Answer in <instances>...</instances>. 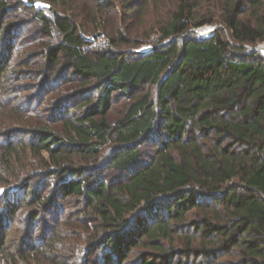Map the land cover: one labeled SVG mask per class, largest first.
<instances>
[{
	"label": "trees",
	"instance_id": "16d2710c",
	"mask_svg": "<svg viewBox=\"0 0 264 264\" xmlns=\"http://www.w3.org/2000/svg\"><path fill=\"white\" fill-rule=\"evenodd\" d=\"M41 1L48 15L0 0V81L25 25L3 19L25 10L56 38L41 42L40 90L66 78L71 91L50 101L44 123L28 119L27 141L5 137L0 170L19 162L11 196L33 207L32 222L73 197L89 225L66 259L59 222L23 255L35 264H264V55L245 47L264 42V14L254 23L242 17L243 4L254 14L264 0H172L153 43L127 37L112 13L141 11L137 0ZM203 5L219 15H199ZM218 23L226 37L220 28L208 38L193 30ZM101 37L110 48L95 46ZM145 44L152 49H129ZM119 97L129 102L110 121ZM11 193L0 205L14 216Z\"/></svg>",
	"mask_w": 264,
	"mask_h": 264
},
{
	"label": "rangeland",
	"instance_id": "374dc122",
	"mask_svg": "<svg viewBox=\"0 0 264 264\" xmlns=\"http://www.w3.org/2000/svg\"><path fill=\"white\" fill-rule=\"evenodd\" d=\"M33 1L37 2L38 0ZM23 2L26 3L25 1ZM156 2L158 4L153 5V3H148L143 7L144 0H137L136 8H141V11L125 10L121 12L120 7H118L115 12L112 11V13L116 15V20L119 23H122L123 21L125 28L122 30L127 37L129 36L133 40H142L145 39L147 35H150L151 43L154 42L155 36L153 34V29L160 22L161 18L165 16L166 8L171 4L172 0H156ZM243 2L245 3L247 0H243ZM10 3H12V1H9V4ZM247 4L248 3L243 4L244 11L246 12L242 17H246V19H249L254 23L256 22L257 17L259 18L264 14V1L263 5L258 10V13L254 14H252L253 11H251V8L248 7ZM42 8H46V6ZM49 12H51L50 9L46 8L44 14L48 15ZM197 12L199 15L204 14V16H208L209 13H216L219 15V12L213 8H207V5L201 6ZM4 19L3 25L19 20L24 21L25 25L18 30L20 38L17 41V52L14 53L12 58L5 65V67H7L5 72L6 76H3L0 81V154L6 143L5 137H10L14 142L21 140L27 141L29 139L28 131L33 126L28 119L30 118L35 122L44 123L50 116V111H48V109H50L49 106L52 103H50V101L64 95V92L67 93L71 91L68 89L69 81H67L66 78H64L59 84L57 83L54 84V86H51V89L48 87L46 91L40 90L42 76L39 77L37 74L43 69V61L41 59L43 45H41V42H53L56 38H49L41 33V24L34 20L30 11H21L19 15L6 14ZM112 19L113 18L110 19V22ZM210 25L212 26L215 24ZM210 25H204V27H209ZM219 25V28L226 37L228 34L227 29L223 28L221 24ZM194 29L195 28H193V30ZM100 33L101 31H98L95 33L94 37L89 36L91 37V41L96 36H99ZM195 33L197 32L195 31ZM1 39H3V36L0 37V42ZM102 42L108 47L107 44H109V41L102 37L96 40L95 46ZM143 46L136 49L129 47V49L139 50ZM26 60H28L27 69H29V73L27 74L23 73L21 70L25 68L22 63ZM55 71L59 72V69ZM128 102L129 101L123 97L115 99L114 104L109 111L110 121H114L115 118L122 114L121 111ZM4 132L7 133V135H5ZM149 147H151L149 144L143 146V148L146 149ZM12 164L13 171L16 170L17 172V168L20 169L19 162H13ZM13 171L8 172V174L3 170H0L1 175L3 176L0 182V198L4 191L12 192L10 196L17 191V188L14 187L16 181H14L12 177ZM10 179L12 183H7L6 185L5 180L7 181ZM9 198H15L14 204L19 206V208L15 215L11 216L10 214H5L8 210H5L4 212V204L2 203L0 205V222L2 220V215L6 216V221L3 220V222L5 221L6 223L2 226V235L4 234L5 238V249L0 252V264H35L36 262L34 259L27 258L28 256H24L23 253H28L31 250L29 245H38L39 238H43L44 236L50 237L52 232L58 229H60L59 233L62 242L57 245L58 247L63 248L62 252L65 251L63 253L65 256L63 257L66 259L67 256L71 254L69 248L72 246V243L75 240H79L81 243V236L88 231V229L85 228L89 223L83 218V203L77 198L67 197L65 200H60V205L53 206L51 209H48L47 212H40L35 222H32L30 219V211L33 207L26 208L23 207L22 204L18 205L22 198L19 193L18 195ZM57 222L60 223L58 229H56ZM36 223L37 225H35ZM79 242L78 244H80ZM19 249H21L20 253L22 254H19ZM98 253L99 252L91 255L90 259H94ZM39 258L41 259V256ZM80 264H83L82 260Z\"/></svg>",
	"mask_w": 264,
	"mask_h": 264
},
{
	"label": "water",
	"instance_id": "95a60500",
	"mask_svg": "<svg viewBox=\"0 0 264 264\" xmlns=\"http://www.w3.org/2000/svg\"><path fill=\"white\" fill-rule=\"evenodd\" d=\"M22 1H25L26 2V4H30V5H35L36 7H38V8H42V7H51V5L49 4V3H46V2H43V1H41V0H38L37 2H35V1H32V2H28V1H26V0H22ZM37 4H39V6H37ZM220 27V25L219 24H215V25H212L210 28H212L211 29V31H210V33L209 34H206V35H202V34H199L198 33V28H195L194 29V31H196L197 32V34H198V36H200L201 38H208V37H210L213 33H214V31L217 29V28H219ZM88 39H91V38H88ZM151 49H152V47H151ZM148 50H150V49H148V48H146V46L145 47H142L141 49H139V50H134L135 52H138V53H145V52H147Z\"/></svg>",
	"mask_w": 264,
	"mask_h": 264
},
{
	"label": "built area",
	"instance_id": "2783aa9c",
	"mask_svg": "<svg viewBox=\"0 0 264 264\" xmlns=\"http://www.w3.org/2000/svg\"><path fill=\"white\" fill-rule=\"evenodd\" d=\"M145 46H146V48H148V49H151V47H152L150 44L145 45ZM145 46H143V47H145ZM245 47L248 48V49H251V50H256V51H258L259 53H262V54L264 55V42H259V43H257V45H255V46L245 45Z\"/></svg>",
	"mask_w": 264,
	"mask_h": 264
},
{
	"label": "bare ground",
	"instance_id": "6f19581e",
	"mask_svg": "<svg viewBox=\"0 0 264 264\" xmlns=\"http://www.w3.org/2000/svg\"><path fill=\"white\" fill-rule=\"evenodd\" d=\"M210 27H211V25L209 27L198 28V32H200L199 34H202V35L209 34L211 29H212Z\"/></svg>",
	"mask_w": 264,
	"mask_h": 264
},
{
	"label": "snow or ice",
	"instance_id": "6c2138e0",
	"mask_svg": "<svg viewBox=\"0 0 264 264\" xmlns=\"http://www.w3.org/2000/svg\"><path fill=\"white\" fill-rule=\"evenodd\" d=\"M37 6H39V4H37Z\"/></svg>",
	"mask_w": 264,
	"mask_h": 264
}]
</instances>
